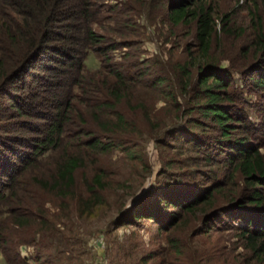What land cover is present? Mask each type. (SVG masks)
Returning <instances> with one entry per match:
<instances>
[{"label":"trees","instance_id":"trees-1","mask_svg":"<svg viewBox=\"0 0 264 264\" xmlns=\"http://www.w3.org/2000/svg\"><path fill=\"white\" fill-rule=\"evenodd\" d=\"M105 1L0 0L3 259L22 264L18 245L29 243L36 246L37 264L79 259L83 239L70 220L99 219L110 211V180L102 167L87 171L85 159L118 149L147 161L138 150L148 126L159 129L149 136L157 146L186 147L194 161L164 160L150 190L130 201L121 194L111 203L117 215L109 226L146 220L169 232L191 220L196 235L209 240L231 228L243 248L242 264H264V150L258 144L264 137V26L258 5L243 26L228 13L218 15L209 0H150L155 10L149 19L174 40L166 38L164 51L145 57L140 30L130 29V9ZM103 13L112 21L109 34L94 28ZM118 48L125 50L116 59ZM90 56L99 58L97 66L86 63ZM142 90L169 98L170 123H159ZM245 92L262 101L250 104ZM247 107L262 113L258 122ZM178 236L168 242L180 262L215 259L213 246L195 254L187 229ZM128 245L125 258L146 261L136 255L139 241Z\"/></svg>","mask_w":264,"mask_h":264},{"label":"rangeland","instance_id":"rangeland-1","mask_svg":"<svg viewBox=\"0 0 264 264\" xmlns=\"http://www.w3.org/2000/svg\"><path fill=\"white\" fill-rule=\"evenodd\" d=\"M209 1H211L216 8V13L218 15L228 13L233 18V21L243 26L250 23V8L253 7V10H256L254 6L258 5L257 12L261 17L264 26V0ZM115 2H123L127 5V9H130V16L132 18V23L129 21L132 25L130 29L136 32L140 30L139 33L141 32L142 34V36H139L138 40L140 41L141 49L144 50L143 56H152L164 48H167L169 43L164 41L166 38L167 40L168 38L172 41L174 40V37L170 36V32L166 29H160L159 23L155 24L152 22V19H149L148 13L154 12L155 10V5L150 4V0H107L105 1V6ZM217 18L219 17L217 16ZM111 23L112 21L109 17H106V14L103 13L97 19L94 28L99 32L109 34V31L111 30L110 27L112 26L110 25ZM217 23L218 25L216 27L220 32L221 25H219V19L217 20ZM180 40V38H177V41L179 42H184L186 39ZM179 44L181 47V43ZM244 45H248V43L240 42L239 44V46ZM124 50V48H118V50L113 53L115 55L114 57L118 59L121 52ZM86 63L90 65V67H95L99 63V58L96 56H90ZM235 80L238 85L241 84V80L238 76L235 77ZM143 93H145V98L148 102L152 101V104L149 106H153L155 118L159 123L162 125L170 123L167 118L171 114L170 108H172L173 105L169 98L164 97L163 94L157 95V93H154L151 97L146 90H142L140 96H143ZM245 96L250 101V104H255L256 106L262 101L261 95L258 93L245 92ZM247 112L255 123L258 122L262 114L259 110L253 107H247ZM147 127L142 128V133L145 139L142 140V149L138 150L139 152L142 150L146 155L147 161L141 163L137 161V159H129L118 149L110 151L107 155L92 154V156L85 159L84 164L86 165L85 167L87 168V171L90 170L89 167H102L105 170L106 177L110 180L109 189L106 193L110 202V211L105 210V212L102 213V216H99V219L77 221L73 218L70 220L69 225L74 228L73 232H75V235L78 238L83 239L81 248L84 253L77 260L72 259L73 261L66 263L63 262L61 264H132L135 256L125 258L124 253L127 248L130 249L128 245L129 242H135L136 240L139 241L136 255L145 256L146 259V261L141 264H185L182 261L180 262L177 256L172 254V248H170L168 238L173 236L179 238L178 235L183 234V231L186 229L188 243L193 246L196 255L199 254L202 249L205 250L207 246L214 247L213 249H215L216 253L215 259H211L210 264H242L243 248L240 246L239 237L236 231L231 228H225L217 234H212L209 240L205 235H196L198 232L197 229H191L190 227V224H194L195 221L191 222L190 218L189 226L185 227L183 225V227L176 228V230L173 228L169 232L160 230L158 225L155 223H149L146 220H141L140 223L135 225L122 226L116 229L109 226L108 221L117 215L114 211V205L111 210V203L113 204V201L118 199L121 194H125L127 196L126 199L131 200L138 196L143 190H150L154 181L160 179L157 176L165 166V163L163 162L164 160L185 159L187 161H194L193 158L191 159V157L195 155L194 152L186 149V147L181 146L180 148L179 146L165 149L157 146L154 141L149 139V136H151L150 132L152 129H159H151ZM258 144L261 146V150H264V137H262ZM48 162L49 161L45 160V163L50 165ZM177 168L178 167H175V169ZM179 168H186V165ZM127 205H129V203ZM45 206L50 210L53 209L52 205L48 203ZM234 225L241 226L242 223L238 222L234 223ZM34 227L35 225H32V228ZM59 227L62 229V232L68 234L66 228H63L62 225ZM135 232L139 237H135ZM36 237H38V233ZM216 241L217 243L214 244ZM57 248L53 247L54 252L58 251ZM26 250L36 252V246L33 243L18 245V252L21 256L22 264H37L32 263L31 258L27 259V253L25 254ZM46 252H48V249ZM30 256L31 255L29 254V257ZM149 258H151V260H149ZM0 264L11 263L6 262L0 254Z\"/></svg>","mask_w":264,"mask_h":264},{"label":"built area","instance_id":"built-area-1","mask_svg":"<svg viewBox=\"0 0 264 264\" xmlns=\"http://www.w3.org/2000/svg\"><path fill=\"white\" fill-rule=\"evenodd\" d=\"M24 252V251H23ZM27 253V254H26ZM25 254H26V256H27V259H29V258H31L32 260H31V262L33 263L35 260H34V251H30V250H26V252H25ZM29 254L31 255L30 257H29Z\"/></svg>","mask_w":264,"mask_h":264},{"label":"crops","instance_id":"crops-1","mask_svg":"<svg viewBox=\"0 0 264 264\" xmlns=\"http://www.w3.org/2000/svg\"><path fill=\"white\" fill-rule=\"evenodd\" d=\"M33 263H36V261H34Z\"/></svg>","mask_w":264,"mask_h":264}]
</instances>
